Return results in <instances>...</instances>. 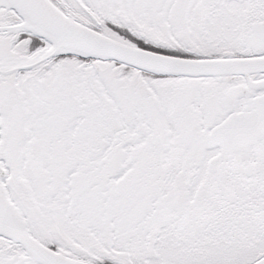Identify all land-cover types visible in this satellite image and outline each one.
Here are the masks:
<instances>
[{
    "label": "snow or ice",
    "instance_id": "1",
    "mask_svg": "<svg viewBox=\"0 0 264 264\" xmlns=\"http://www.w3.org/2000/svg\"><path fill=\"white\" fill-rule=\"evenodd\" d=\"M0 264H264V0H0Z\"/></svg>",
    "mask_w": 264,
    "mask_h": 264
}]
</instances>
